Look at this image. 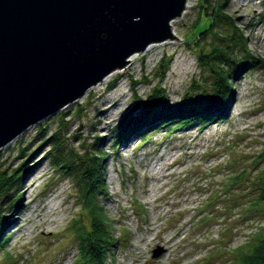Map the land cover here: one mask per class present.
<instances>
[{
    "label": "rangeland",
    "instance_id": "1",
    "mask_svg": "<svg viewBox=\"0 0 264 264\" xmlns=\"http://www.w3.org/2000/svg\"><path fill=\"white\" fill-rule=\"evenodd\" d=\"M204 3L187 0L185 12L173 21L182 41L151 44L135 54L124 72L0 149V163L11 172L18 169L15 176L22 177L12 198L19 207H9L3 215L10 219L5 226L10 238L0 247V264H79L71 223L81 211L73 181L47 159L50 147L41 145L38 135L46 125L53 133L66 113L70 145L79 147L97 135L106 138L108 192L102 198L120 239L107 264H237L236 249L264 228V219L258 211L241 210L252 197L248 183L225 182L230 168L242 167L250 158L242 153L254 155L263 147V69L244 71L234 80L225 118L180 122L132 135L117 145L113 141L116 127L135 109L136 96L146 99L159 87L177 104L193 84L209 91L197 45H188L209 24L200 12ZM229 13L248 36L251 51L264 59V0H231ZM165 68V77L157 78ZM113 80L116 85L108 89ZM200 94L189 96L198 99ZM228 141L234 146L229 150L224 144ZM236 153L241 161L231 165ZM158 247L163 252L154 257Z\"/></svg>",
    "mask_w": 264,
    "mask_h": 264
},
{
    "label": "water",
    "instance_id": "2",
    "mask_svg": "<svg viewBox=\"0 0 264 264\" xmlns=\"http://www.w3.org/2000/svg\"><path fill=\"white\" fill-rule=\"evenodd\" d=\"M187 0H0V149L151 44ZM163 252L154 250V257Z\"/></svg>",
    "mask_w": 264,
    "mask_h": 264
},
{
    "label": "trees",
    "instance_id": "3",
    "mask_svg": "<svg viewBox=\"0 0 264 264\" xmlns=\"http://www.w3.org/2000/svg\"><path fill=\"white\" fill-rule=\"evenodd\" d=\"M230 1L205 0L200 6V12L209 18V24L198 31L193 42H188V45H197L198 64L208 74L209 81L206 86L209 91L193 84L188 94L177 104H171L165 90L159 87L154 88L146 99L136 96L135 109L116 127L113 137L115 145L132 135L142 136L149 131L180 122L203 124L202 122L208 120L225 118L229 98L235 92L234 80L244 71L264 70V59L251 51L248 36L237 24L235 17L229 13ZM161 72L157 78L162 80L167 69ZM116 83L117 80H113L108 89H112ZM198 91L201 92L200 98L189 96ZM68 116L70 115L67 113L61 115L53 133H48L46 125L40 127L38 135L43 140L41 145L45 143L50 147L47 159L60 173L69 176L73 181L76 204L81 211L78 218L71 223L79 253L77 263L107 264L120 243V239L115 235L114 221L106 211L102 198L108 192L106 167L110 153L105 150L106 138L98 135L90 142L84 139L79 147L70 145L69 137L66 136L69 134V121L65 118ZM224 144L227 150L234 147L229 141ZM21 151L24 153L25 148ZM242 154L244 157L249 155L250 158H246V164L242 167L230 168L225 183L228 186L243 181L248 183L246 191H249L252 197L241 210L244 214L258 211L264 219V144L254 155ZM236 155L237 153L233 154L231 165L233 160L241 161ZM17 171L18 169H15L11 172L0 163V247L3 248L10 238L5 233V226L10 219L3 215L9 207H19L12 199L22 180L21 176H15ZM84 217L87 223L84 222ZM235 254L238 258L237 264H264V228L256 231L249 241L238 247Z\"/></svg>",
    "mask_w": 264,
    "mask_h": 264
},
{
    "label": "bare ground",
    "instance_id": "4",
    "mask_svg": "<svg viewBox=\"0 0 264 264\" xmlns=\"http://www.w3.org/2000/svg\"><path fill=\"white\" fill-rule=\"evenodd\" d=\"M174 33H175V35H176L175 30H174ZM174 40H175V39H172V40H169V41L173 42ZM166 42H168V41H166ZM155 44H156V43H155ZM152 46H154V45H152ZM152 46L148 47V49H150ZM134 58H135V55H133L131 58H129V64L127 65V67H129V65L132 64V61L134 60ZM124 71H125V69L123 68V69H118V70H116V71L110 73V74L107 75V76H106L101 82H99L98 84L94 85V86L91 87V88H94V87H96L97 85L103 84V83H105V82H107V81H111V80L113 79L114 76H116V75H118L119 73H122V72H124ZM91 88H90V89H91ZM90 89H89V90H90ZM87 92H88V91H87ZM30 187H31V185L28 187V190H29Z\"/></svg>",
    "mask_w": 264,
    "mask_h": 264
}]
</instances>
